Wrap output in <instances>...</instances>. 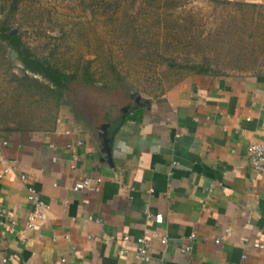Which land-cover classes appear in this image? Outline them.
Segmentation results:
<instances>
[{
    "label": "crops",
    "instance_id": "1",
    "mask_svg": "<svg viewBox=\"0 0 264 264\" xmlns=\"http://www.w3.org/2000/svg\"><path fill=\"white\" fill-rule=\"evenodd\" d=\"M133 102L97 127L0 131V264H264V174L246 152L264 145V75L192 74ZM85 178L101 182L74 192ZM25 184L49 206L36 231Z\"/></svg>",
    "mask_w": 264,
    "mask_h": 264
},
{
    "label": "rangeland",
    "instance_id": "2",
    "mask_svg": "<svg viewBox=\"0 0 264 264\" xmlns=\"http://www.w3.org/2000/svg\"><path fill=\"white\" fill-rule=\"evenodd\" d=\"M2 25L77 79L56 103L46 81L23 78L16 54L0 40V131H48L71 116L97 127L137 96L160 95L201 66L217 74L264 75V4L0 0Z\"/></svg>",
    "mask_w": 264,
    "mask_h": 264
},
{
    "label": "built area",
    "instance_id": "3",
    "mask_svg": "<svg viewBox=\"0 0 264 264\" xmlns=\"http://www.w3.org/2000/svg\"><path fill=\"white\" fill-rule=\"evenodd\" d=\"M6 145V141H1L0 146ZM247 152V158L249 160V163L254 171H257L259 173L264 174V145L261 143H251L246 148ZM7 163L3 155L0 154V164ZM11 169L6 166V168H3V170H0V178H3L5 175L8 174V172ZM20 181L24 184L26 183V176L24 174H21L19 177ZM101 179L99 178H85L81 181H78L73 184L72 190L74 192H81V191H93L97 188V186L100 184ZM26 186V200L28 204L31 206V214L28 217L26 230L29 231H36L42 228V226L47 223L49 219V206L47 203H45L41 196L37 193V191L32 187ZM147 214V217H153L154 222L157 225L162 224L163 217L161 214H155L154 216L150 215L148 211L145 212ZM194 238L193 235L190 236V239ZM127 237L123 238V241H127ZM160 242L162 244L166 243V238L161 237ZM218 242V241H216ZM254 247L264 249L263 244L254 243ZM148 244L145 241L143 237H139L136 239V249H135V256L138 258L141 262L148 263L150 261V256L147 251ZM190 250L189 247H185L183 251ZM123 252V250L121 251ZM61 264H66V260L64 258L60 259Z\"/></svg>",
    "mask_w": 264,
    "mask_h": 264
},
{
    "label": "trees",
    "instance_id": "4",
    "mask_svg": "<svg viewBox=\"0 0 264 264\" xmlns=\"http://www.w3.org/2000/svg\"><path fill=\"white\" fill-rule=\"evenodd\" d=\"M16 4L13 3L12 7ZM15 8H12L14 10ZM0 40L5 42L7 47L16 54L17 60L20 63L22 70L26 73L23 78L29 79V75L40 77L48 83L46 87L47 91L52 93L50 97H54L56 103L64 97L65 91L68 89L72 81L77 79L75 73L68 74L61 71L58 67L51 64L47 59H42L37 57L30 48L22 41L20 35L16 32L8 30L5 25L0 26ZM194 74L198 75H220L217 73H212L208 70L206 66L200 67ZM84 76L90 83L92 79L87 77L85 73ZM54 95V96H53ZM54 124L50 129L54 128ZM10 132L14 130H3V132Z\"/></svg>",
    "mask_w": 264,
    "mask_h": 264
},
{
    "label": "water",
    "instance_id": "5",
    "mask_svg": "<svg viewBox=\"0 0 264 264\" xmlns=\"http://www.w3.org/2000/svg\"><path fill=\"white\" fill-rule=\"evenodd\" d=\"M106 127V126H105Z\"/></svg>",
    "mask_w": 264,
    "mask_h": 264
}]
</instances>
